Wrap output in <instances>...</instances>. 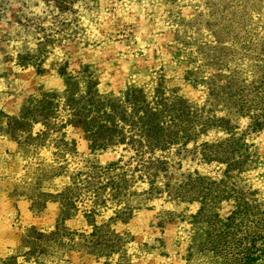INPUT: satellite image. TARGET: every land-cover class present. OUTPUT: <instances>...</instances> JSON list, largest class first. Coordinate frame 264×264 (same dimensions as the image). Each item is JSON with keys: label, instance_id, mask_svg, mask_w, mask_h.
<instances>
[{"label": "rangeland", "instance_id": "obj_1", "mask_svg": "<svg viewBox=\"0 0 264 264\" xmlns=\"http://www.w3.org/2000/svg\"><path fill=\"white\" fill-rule=\"evenodd\" d=\"M72 6L75 12L63 15H76L82 29L77 39L58 43L55 0H0V264H188V220L197 204L144 199L121 220L115 213L123 202L109 187L99 189L93 204L91 190L120 171L100 169L111 162L120 160L129 191L147 189L148 179L125 144L91 147L65 99L69 90L76 97L90 90L119 104L135 90L151 106L157 95L201 105L213 71L203 56L214 50L206 45L217 38L261 39L264 0H73ZM41 28L54 40L43 44L40 66H21L18 54L45 41ZM42 94L51 101H43L46 111L39 114L33 104ZM234 123L229 132L196 126L186 144L198 151L202 143L238 139L234 156H241L231 168L177 144L162 153L167 177L231 176L264 204V129L246 131L247 120L239 116ZM231 207L223 201L220 211ZM105 233L120 240L114 236L112 247L94 243Z\"/></svg>", "mask_w": 264, "mask_h": 264}, {"label": "trees", "instance_id": "obj_2", "mask_svg": "<svg viewBox=\"0 0 264 264\" xmlns=\"http://www.w3.org/2000/svg\"><path fill=\"white\" fill-rule=\"evenodd\" d=\"M72 5L73 0H55V7L61 12L59 18H55V42L60 43L63 38L71 41L78 38L82 28L77 16L68 18L63 15L66 10L75 12ZM45 29L41 28L44 42L18 54L21 66H40L43 44H46V40H54L48 38ZM67 30L68 33L59 36ZM215 41V44L205 47L213 49L214 55L203 56L207 58L205 64L213 71L205 81L206 93L201 105L185 101L167 102L157 95L151 106L135 90L127 92L118 104L98 99L90 90L78 97L73 90H69L65 106L73 122L81 125L91 147L125 144L133 151L131 160L142 166L138 169L140 175L148 179L147 189L129 191V177L119 165L120 160L111 162L100 169L107 173L115 169L120 171L109 176L108 184L91 190L95 197L93 204H98L99 189L106 187L112 190L118 203L123 202L115 213V217L121 220L127 219L130 211L144 199L164 196L179 203H195L198 208L188 220L191 225L185 257L188 264H264L262 202L229 179L231 176L215 179L196 172L171 180L166 174L167 160L162 153L177 144H182L185 152H197L200 159L223 162L228 168L240 160V153L234 156L238 152L239 142L234 138H224L218 143H202L198 151L197 146L186 148V144L193 139L196 126L201 129L220 126L229 132L235 127V118L239 116L247 120L246 131L264 129V36L249 41L238 42L236 38L231 42L222 38ZM50 98L42 94L35 100L33 110L44 113L43 101L50 103ZM156 151L161 153L156 154ZM144 152L150 154L146 159ZM72 189L69 187L66 192ZM133 195L139 197L136 202L131 200ZM223 201L232 203L226 214L220 211ZM100 236L101 240L94 243L101 247H112L115 235L105 233ZM115 238L120 240L119 236ZM195 254H202L203 259L193 261Z\"/></svg>", "mask_w": 264, "mask_h": 264}]
</instances>
